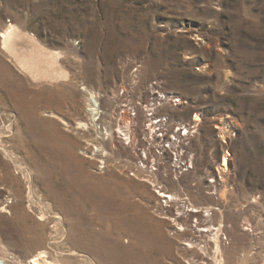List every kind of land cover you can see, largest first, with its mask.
<instances>
[{
	"label": "rangeland",
	"instance_id": "374dc122",
	"mask_svg": "<svg viewBox=\"0 0 264 264\" xmlns=\"http://www.w3.org/2000/svg\"><path fill=\"white\" fill-rule=\"evenodd\" d=\"M11 23L14 51L0 39V251L12 259L44 246L57 264H188L208 239L187 252L192 236L179 237L174 218L216 205L202 218L223 225L228 264H264V0H0V28ZM27 55L46 71L31 73L19 61ZM134 61L142 84L160 79L182 98L161 111L196 119L195 165L171 183L167 209L121 170L130 151L85 124L87 91L115 108ZM97 149L110 158L105 171Z\"/></svg>",
	"mask_w": 264,
	"mask_h": 264
},
{
	"label": "built area",
	"instance_id": "2783aa9c",
	"mask_svg": "<svg viewBox=\"0 0 264 264\" xmlns=\"http://www.w3.org/2000/svg\"><path fill=\"white\" fill-rule=\"evenodd\" d=\"M140 68L141 63L134 61L128 79L122 78L116 84L111 98L113 109L104 103L105 92L87 91L86 127L96 133L100 142L116 140L129 150L128 156L118 160L121 170L147 182L158 196L157 204L169 207L176 197L171 183L180 182L195 165L190 146L196 119L185 123L180 117L161 111L178 108L182 98L167 92L160 79L142 84ZM101 149L96 150L100 156L97 170L105 171L112 164ZM85 150L90 151L89 143Z\"/></svg>",
	"mask_w": 264,
	"mask_h": 264
},
{
	"label": "bare ground",
	"instance_id": "6f19581e",
	"mask_svg": "<svg viewBox=\"0 0 264 264\" xmlns=\"http://www.w3.org/2000/svg\"><path fill=\"white\" fill-rule=\"evenodd\" d=\"M16 25L11 23L9 25H5L3 28H0V39L3 44V48L8 52H13V41L16 36ZM18 41V40H17ZM30 44V42H28ZM36 46V45H35ZM42 51V50H41ZM16 52V51H15ZM45 52V51H44ZM26 54V53H25ZM15 57V56H14ZM54 58V56H53ZM20 59V58H19ZM31 73H44L46 71V67L43 65L36 64L34 58L27 55L24 58L19 60ZM52 60V65H53ZM51 63V62H49ZM22 68V67H21ZM25 68V67H24ZM53 71V70H52ZM64 70L54 69L53 77L57 78L64 75ZM80 124L83 126L84 123L81 121ZM86 124V123H85ZM228 154H226L223 159L220 161V169L227 170L228 167ZM222 173V171H221ZM223 178V176H221ZM224 195V194H223ZM173 196V195H171ZM162 208H168L163 207ZM219 209L216 205H208V206H197V205H186L183 210L177 213L174 220L176 221V231L184 240H187L186 237L188 235L192 236L189 241H185L187 252L196 251V248L200 246L201 243H198L199 240L208 239L207 243L204 247H200L203 250L199 260H188V264H209L212 262L213 264H228L231 259V254L233 252L232 249H229L226 244H224V240H222V232L224 230L223 225H213L210 223L209 218H202L203 216H214L216 211ZM204 214V215H203ZM184 216V218H180ZM180 218V219H178ZM196 219L197 225L194 227L193 224H190L189 219ZM247 229V228H246ZM228 237V236H227ZM233 255V254H232ZM0 264H57L55 261L49 259V252L47 247H39L32 252H28L24 256H14V258H10L7 253L0 251Z\"/></svg>",
	"mask_w": 264,
	"mask_h": 264
}]
</instances>
